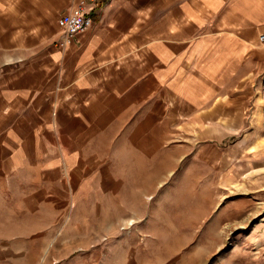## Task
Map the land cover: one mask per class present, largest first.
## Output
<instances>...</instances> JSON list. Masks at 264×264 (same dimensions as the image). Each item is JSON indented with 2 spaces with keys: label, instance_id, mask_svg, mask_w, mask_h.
<instances>
[{
  "label": "crops",
  "instance_id": "crops-1",
  "mask_svg": "<svg viewBox=\"0 0 264 264\" xmlns=\"http://www.w3.org/2000/svg\"><path fill=\"white\" fill-rule=\"evenodd\" d=\"M79 1L0 0L1 264L46 254L40 209L73 191L105 130L137 145L172 124L218 142L260 113L264 0H98L62 49L59 18Z\"/></svg>",
  "mask_w": 264,
  "mask_h": 264
},
{
  "label": "rangeland",
  "instance_id": "rangeland-1",
  "mask_svg": "<svg viewBox=\"0 0 264 264\" xmlns=\"http://www.w3.org/2000/svg\"><path fill=\"white\" fill-rule=\"evenodd\" d=\"M258 99L255 123L218 142L172 124L137 145L105 130L74 169L73 191L40 209L53 239L35 264H264Z\"/></svg>",
  "mask_w": 264,
  "mask_h": 264
},
{
  "label": "built area",
  "instance_id": "built-area-1",
  "mask_svg": "<svg viewBox=\"0 0 264 264\" xmlns=\"http://www.w3.org/2000/svg\"><path fill=\"white\" fill-rule=\"evenodd\" d=\"M97 1L81 0L71 12L59 18L62 37L57 42L58 47L62 49L68 48L76 41L79 34L93 26L92 12L96 8ZM260 40L264 43V33L260 36Z\"/></svg>",
  "mask_w": 264,
  "mask_h": 264
}]
</instances>
